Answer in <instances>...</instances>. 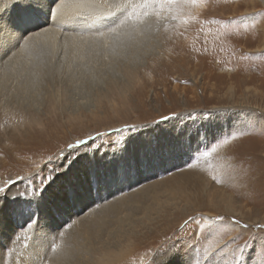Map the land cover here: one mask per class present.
<instances>
[{
  "label": "rangeland",
  "instance_id": "374dc122",
  "mask_svg": "<svg viewBox=\"0 0 264 264\" xmlns=\"http://www.w3.org/2000/svg\"><path fill=\"white\" fill-rule=\"evenodd\" d=\"M80 4L55 41H28L0 60V186L69 143L125 125L146 126L132 148L181 126L194 138L147 181L135 177L133 190L90 185L83 157L39 198L0 202V264H158L157 249L190 217L184 234L206 225L189 241L197 250L168 264H202L211 253L209 264H230L250 238L253 264L264 231L254 227L264 224V0ZM173 113L181 116L155 123ZM94 163L103 166L101 152ZM30 216L38 223L28 226Z\"/></svg>",
  "mask_w": 264,
  "mask_h": 264
},
{
  "label": "snow or ice",
  "instance_id": "6c2138e0",
  "mask_svg": "<svg viewBox=\"0 0 264 264\" xmlns=\"http://www.w3.org/2000/svg\"><path fill=\"white\" fill-rule=\"evenodd\" d=\"M172 4L175 0H162V4ZM192 4H196L199 0H190ZM42 5V0H0V60H3L15 48L20 46L21 42H26L33 34H38L44 30L49 20L41 23L39 20V12ZM54 15L51 10L50 16ZM109 15H115L109 13ZM189 115H192L189 113ZM181 114L173 113L171 116H163L156 124L177 119ZM146 126L125 125L121 128L112 129L110 131L98 132L95 137H89V140H77L75 143H69L65 149H60L57 153L49 156L34 173H30L27 178L18 176L15 180L9 178L3 186H0V202L7 204L9 202L22 201L25 197L39 198L57 179L68 173L72 166L83 157H90L89 160V184L93 182L104 183L111 185L117 183L121 191L123 187L133 190V184L140 186V179L135 177L144 176L147 181L149 173L167 158L180 153L185 147L186 140L190 141L194 138V134L186 127L181 126L173 130V132L164 139L145 140L138 144L135 148L130 147V141L136 137L138 133H142ZM101 140L100 144H96L95 140ZM91 141V143H89ZM103 150V151H101ZM199 151V149L197 150ZM101 152L103 166L94 163L96 153ZM205 155L209 153L205 152ZM195 155L190 156L185 167H191L192 161L196 159ZM51 166V167H50ZM152 176L156 174H151ZM38 178V179H37ZM27 179V184L24 191L17 190L15 193L11 189L18 182ZM112 193H110L111 195ZM3 207H0V212H3ZM193 218L185 220L176 229L173 236L167 238L165 246L157 249V255L160 257L158 264H168V262L177 255L182 249H191V252L196 251L194 240L197 232L204 229L206 225L198 223L196 228L191 231V235L184 234V230L189 228ZM205 220H210L209 217H204ZM222 220V217H217ZM28 226L38 223V220H33ZM239 224V221H234ZM243 228H248L249 225H241ZM258 230H264V224H256L254 226ZM176 233H180L177 235ZM236 237L227 243L234 242ZM251 240V238H250ZM249 241H245L242 246H238L232 252V260L230 264H249L247 260ZM227 244L222 245L226 248ZM55 250V246H53ZM215 253L203 258L202 264H209L212 256ZM192 264V262H190ZM201 264V262H197ZM253 264H264V231L260 233L259 246L256 247V254L253 257Z\"/></svg>",
  "mask_w": 264,
  "mask_h": 264
},
{
  "label": "bare ground",
  "instance_id": "6f19581e",
  "mask_svg": "<svg viewBox=\"0 0 264 264\" xmlns=\"http://www.w3.org/2000/svg\"><path fill=\"white\" fill-rule=\"evenodd\" d=\"M79 5H81L80 0H42V5H41L40 12L38 15H39V20L41 23H45L49 20L47 27L44 30L40 31L38 34L31 35L26 42H21L20 46L15 48L13 52L9 54V56L4 58L3 60L4 63L7 64L6 62H8V60L18 56L28 41H31V40H42V41H52V42L55 41V38L57 37L58 33H60L59 31L61 30V28L63 29L64 25H70L73 23L74 19L73 21L72 20L69 21L67 18L69 19L71 18L73 12H75L78 9ZM51 10L54 13V15L50 16ZM66 20H68V22ZM75 23L76 22L74 21L73 25ZM80 33L81 31L78 33V36L80 35ZM61 34L63 35L64 38H69V39L79 38L81 40V37H78L75 35L76 33L75 34L74 33L72 34L61 33ZM3 113L5 115L6 113L9 114L8 111L2 110V114ZM117 204L118 203H115V206H117ZM49 218H50L49 220L50 222L52 217L49 216Z\"/></svg>",
  "mask_w": 264,
  "mask_h": 264
}]
</instances>
